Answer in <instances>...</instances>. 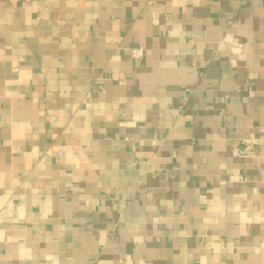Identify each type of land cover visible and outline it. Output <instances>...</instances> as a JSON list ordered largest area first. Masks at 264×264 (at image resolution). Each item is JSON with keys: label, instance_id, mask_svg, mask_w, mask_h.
<instances>
[{"label": "crops", "instance_id": "0c3cea01", "mask_svg": "<svg viewBox=\"0 0 264 264\" xmlns=\"http://www.w3.org/2000/svg\"><path fill=\"white\" fill-rule=\"evenodd\" d=\"M0 264H264V0H0Z\"/></svg>", "mask_w": 264, "mask_h": 264}, {"label": "built area", "instance_id": "2783aa9c", "mask_svg": "<svg viewBox=\"0 0 264 264\" xmlns=\"http://www.w3.org/2000/svg\"><path fill=\"white\" fill-rule=\"evenodd\" d=\"M131 53L133 56H136V57L141 56L142 48L140 46H134L131 48ZM250 150H251V144L246 143L240 152H242L243 154H247L249 153Z\"/></svg>", "mask_w": 264, "mask_h": 264}]
</instances>
